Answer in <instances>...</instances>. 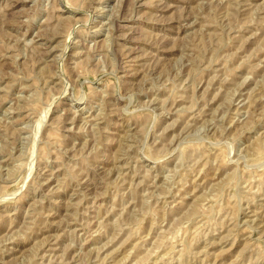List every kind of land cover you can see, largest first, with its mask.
Here are the masks:
<instances>
[{"label":"rangeland","instance_id":"1","mask_svg":"<svg viewBox=\"0 0 264 264\" xmlns=\"http://www.w3.org/2000/svg\"><path fill=\"white\" fill-rule=\"evenodd\" d=\"M0 264H264V0H0Z\"/></svg>","mask_w":264,"mask_h":264}]
</instances>
